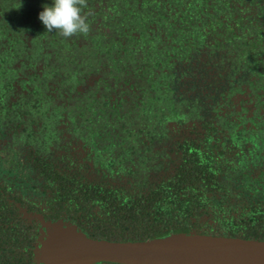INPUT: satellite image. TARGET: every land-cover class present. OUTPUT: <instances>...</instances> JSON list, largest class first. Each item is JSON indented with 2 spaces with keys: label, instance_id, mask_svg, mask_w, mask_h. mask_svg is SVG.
Returning a JSON list of instances; mask_svg holds the SVG:
<instances>
[{
  "label": "flooded vegetation",
  "instance_id": "obj_1",
  "mask_svg": "<svg viewBox=\"0 0 264 264\" xmlns=\"http://www.w3.org/2000/svg\"><path fill=\"white\" fill-rule=\"evenodd\" d=\"M125 5L90 2L88 34L56 32L49 40L37 96L52 108L41 127L57 148L53 167L68 174L65 185L172 186L199 156L215 174L212 184L264 187V176L240 174L228 145L239 144L241 119L254 126L264 119V0L175 1L170 19L148 20L128 38L112 26ZM27 139L23 132L0 141L2 167L17 188L40 196L49 189L21 156L30 151ZM23 213L39 219L40 239L50 221Z\"/></svg>",
  "mask_w": 264,
  "mask_h": 264
},
{
  "label": "trees",
  "instance_id": "obj_2",
  "mask_svg": "<svg viewBox=\"0 0 264 264\" xmlns=\"http://www.w3.org/2000/svg\"><path fill=\"white\" fill-rule=\"evenodd\" d=\"M94 1L87 0V5ZM173 1L179 0H143L138 8L141 12H137L134 6L138 0H96L108 7L111 2L126 4L125 9L117 11L116 24L112 25L125 38L140 25L148 26V20L170 19ZM51 3L52 0H0V141L25 132L30 151H23L21 156H25L34 179L49 189L40 196L25 194L7 177L0 155V264H37L35 245L40 243V221L23 212L38 211L52 223L74 222L88 237L110 241H143L192 229L210 235L264 240V193L260 197L256 192L264 191V187H239L227 179L212 184L215 174L208 168L206 158L203 161L199 156L192 157L187 171L177 172L172 186L108 187L91 182L65 185L68 174L53 167L56 164L50 160L57 148L46 143L42 128L46 124L43 118L49 117L52 108L37 96L44 61L51 53L49 40L53 37L55 41L57 36L56 31H46L38 14ZM127 5L133 7L128 9ZM245 122H239V144H233L231 139L228 145L237 151L235 159L242 164L241 175L254 172L264 176V119L255 126ZM251 149L256 153V162L248 156ZM204 156L212 159L213 155ZM94 264L125 263L101 260Z\"/></svg>",
  "mask_w": 264,
  "mask_h": 264
},
{
  "label": "water",
  "instance_id": "obj_3",
  "mask_svg": "<svg viewBox=\"0 0 264 264\" xmlns=\"http://www.w3.org/2000/svg\"><path fill=\"white\" fill-rule=\"evenodd\" d=\"M46 225L35 259L40 264H264V240L175 232L143 241L93 239L74 223Z\"/></svg>",
  "mask_w": 264,
  "mask_h": 264
},
{
  "label": "clouds",
  "instance_id": "obj_4",
  "mask_svg": "<svg viewBox=\"0 0 264 264\" xmlns=\"http://www.w3.org/2000/svg\"><path fill=\"white\" fill-rule=\"evenodd\" d=\"M85 8L87 0H52L50 5L43 6L38 19L49 33L56 31L64 38L86 35L90 25Z\"/></svg>",
  "mask_w": 264,
  "mask_h": 264
}]
</instances>
